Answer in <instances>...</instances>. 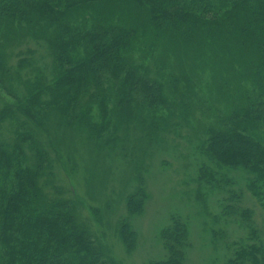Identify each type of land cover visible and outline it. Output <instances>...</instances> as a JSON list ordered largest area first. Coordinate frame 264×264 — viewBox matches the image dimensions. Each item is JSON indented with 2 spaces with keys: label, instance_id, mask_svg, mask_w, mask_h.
<instances>
[{
  "label": "trees",
  "instance_id": "1",
  "mask_svg": "<svg viewBox=\"0 0 264 264\" xmlns=\"http://www.w3.org/2000/svg\"><path fill=\"white\" fill-rule=\"evenodd\" d=\"M56 117L104 156L136 144L143 163L186 142L207 217L217 198L210 233L225 264H264V0H0V264H119L55 184ZM139 160L118 226L129 253L149 201ZM160 244L147 264L189 263L180 214Z\"/></svg>",
  "mask_w": 264,
  "mask_h": 264
},
{
  "label": "rangeland",
  "instance_id": "2",
  "mask_svg": "<svg viewBox=\"0 0 264 264\" xmlns=\"http://www.w3.org/2000/svg\"><path fill=\"white\" fill-rule=\"evenodd\" d=\"M57 123V117L49 122L50 142L54 150H51V153L56 163L55 184L64 194L71 192L84 203L78 211L79 217L90 225L98 238L110 249L116 262L147 264L163 259L164 250L160 244V234L168 224L171 214L177 213L190 226L193 249L188 264H225L224 250L213 243L210 233L215 227L211 223L212 217L220 213L217 198H209L207 207L211 218L207 217L194 199V190L197 187L194 183L197 178V160L186 142L177 143V149L171 147V150L164 153L152 151L154 155L147 161L143 158L142 163V159L139 160L142 155H137L139 147L136 144L125 145L129 149V155L125 159L119 156L118 151L104 156L103 153L90 150L79 135L59 129ZM41 137L48 145L49 140ZM129 139L134 140L135 136L131 135ZM135 160H139V165H142L139 174L145 178L149 201L144 214L132 220L139 235V244L137 250L129 253L119 239L118 226L120 220L126 216V198L136 188L134 177L137 174L134 175V169L138 166H132ZM130 161L133 164H130ZM68 162L69 168L66 167ZM72 167L76 169L73 173L70 170ZM232 176L238 179L241 184L238 187L243 189L245 175L238 172ZM243 191L246 205L254 208L255 201L245 189ZM92 210L99 212L98 219H101L102 226L93 218ZM257 214L260 215V212ZM227 234L230 241L233 240V235L238 237L234 227H229Z\"/></svg>",
  "mask_w": 264,
  "mask_h": 264
}]
</instances>
